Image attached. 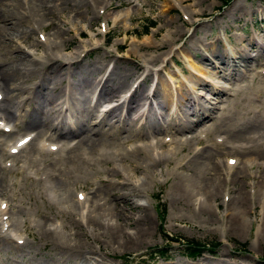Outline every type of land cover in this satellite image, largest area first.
<instances>
[{
    "label": "rangeland",
    "instance_id": "obj_1",
    "mask_svg": "<svg viewBox=\"0 0 264 264\" xmlns=\"http://www.w3.org/2000/svg\"><path fill=\"white\" fill-rule=\"evenodd\" d=\"M107 2H109V5L107 7H105L104 5L106 10L103 13V16L101 12L99 13V7H97L98 9L96 8L95 11H98L101 17L99 19L91 21L94 16L92 7L87 4L86 0H81V3L85 7H81L84 18H81L79 20L81 26H85L82 37L79 36L80 31H78V34L75 31V29L80 25H76L78 21L76 11L73 12L69 8L65 9V13L63 12L64 14L55 11L57 18L56 22L62 25V30L64 31L65 38L71 41L69 50L66 51V53L82 52L81 56L85 55L83 57L85 62L96 60H104L107 62L109 60L108 58L115 56L118 60L117 62L110 64L108 70L116 71L117 69V72L119 73L122 72L129 75L133 74L132 79L130 80L128 85L126 87H122L123 89L121 88L123 90L122 92H124L145 71V67L147 66V64L143 60L140 61L138 57L142 55V52L146 51V55H148L149 57L152 56L153 58L157 57L158 59L154 58L155 62L148 64L149 76L145 82L143 81L145 87H143V84L141 83L138 85H141V89H143V91H148L153 80L152 68H155L156 70H158L160 83L165 86L164 89L167 91V93H169L168 97L164 96L165 98H162V100H167L165 104L167 109L162 111V115L160 116L157 114H153V116L151 115L150 118L148 117L147 120L143 122H139L138 120L133 119V110H137L139 108V104H133V110L128 114L125 120H122V122L129 124V126L127 125L129 128L130 126H132L134 128V131L130 130V132H122L119 138L124 145H122L121 143H117L116 140V145L108 147L110 149L113 146H117L120 149L129 150L130 143H135L138 141H144L147 143L148 140L153 137L150 136V138L148 135L141 137L138 136L136 132L139 130V132L143 133L149 132V130L151 131V127L149 128V125L151 126L152 123L160 125V129L162 128V130L160 131L157 130L158 134L155 133V137L156 135H160L162 139L165 137H174V135L180 137L181 135L177 133L176 129H178V121L183 113L177 114L178 110L174 113V110L178 103V98L179 100H185L188 98V96L194 97L197 95L199 99L204 101V98L200 97H202V95L206 96V93H208L206 89L202 88L203 85L200 86L201 84L198 80L199 74H202L210 80L218 79L217 75H222L221 71H224V69H226L227 67L237 66V63L242 62L246 54H249V56L259 55L257 60H259V58L260 60L252 61L246 68L240 66L243 71L247 72L250 71L251 68L253 69L257 66H259L260 68L264 66V50L262 51V48H260L262 46L264 47V0H108ZM51 5L54 4L52 3ZM86 10L87 15L85 14ZM107 13L110 14V18L108 20L104 18L105 14ZM111 14H113L114 16L117 15V18L111 17L113 16ZM106 22H108V24ZM43 23L44 27L42 29L48 27L46 30L47 34H49L48 36L52 37L56 34L53 28V19H50L49 17L45 18ZM71 26L74 27V30L70 29ZM175 30L179 31L172 34L171 39L167 42L163 49H160L158 51L152 50L156 49L160 44H162L164 39ZM19 33L20 32L18 31H12L11 37L6 40L7 45L9 46L8 49L16 47V41L18 39L22 40V43H25V45L31 49L30 45L26 43L24 39H22ZM36 34H33V38L35 39L38 38V33L36 32ZM59 41H61V38L60 40L58 39L57 42L62 43ZM143 44L147 46L143 48V51L141 50L139 51L140 53L138 52L130 56V52L133 49L136 50L135 46ZM46 47L48 46L38 48L37 50L34 49L35 51L33 55H29L27 50V52H25L24 50H17L16 52L10 51L11 53L7 52L8 54L5 53V55L4 53L2 54L0 52L2 54V56L0 54V61L2 60V58L8 60L9 58L14 59L17 57L21 60L26 59L29 62L36 61L37 66L41 68L43 67V69L39 70L40 74H38L39 76L43 75L41 79L38 78L34 80V76L36 75L35 74L32 75L33 78L30 76L27 79L23 80V84L26 86L25 89L23 88V91L29 90V92H25L23 94L21 93V99H16V101L19 102L23 100V97H26V103H23L21 107L18 108V111L16 112L17 117L13 118V120L11 121V125L15 130L14 133L16 135L18 133L20 134L18 136L27 134L25 133L28 131L26 129L31 130L32 127H27L26 123L24 122L35 121V119L39 117L38 112L41 110L42 106L44 112H46L47 110L49 111L51 108H53L54 105H59L61 107L60 104L62 103V101L58 100V91L57 89H55L58 86L59 88H62V86H64V89L66 88L67 92L69 93L73 90L70 94L73 96L74 101H79L78 103L81 102L82 104L85 103L87 107L91 106L90 109L93 113L92 105H87V102L89 101L85 102V100H87V97L91 99V94L93 93V90H95L94 87H92L93 84L89 89L86 87L77 88L75 84H79L80 82V71H78L79 69L77 66L74 67L70 65V68L67 69V65H62L61 62L57 61L54 64L55 66H51L53 68L48 69L47 66H49L50 62L48 61V59L46 60L44 58V56L48 57L46 54H44V50L46 49ZM215 50H221L223 52L225 51L224 60L218 59L214 56ZM52 51L53 49H49V51L47 50L48 53ZM62 51L64 52L65 50L62 49ZM59 54H61V52ZM54 55H57V51L56 54L52 52V56ZM41 57L46 61H44ZM192 64H194V66H192ZM56 68L60 69L61 73L63 71L68 75L64 76L63 80L61 78L59 81H57V74L54 73L56 72ZM253 76L259 77L257 75ZM39 80H44V82ZM68 82H72L74 86L70 87V84ZM34 83H38V85L33 87ZM136 83L137 81L134 83V86ZM191 88H193L194 90H192ZM256 88L258 87L256 86ZM256 88H252L254 89V91L252 89L249 90L248 98L244 100H241L238 97L235 101L230 103L215 104L214 101V103L212 101V103L208 102V104L206 105H210L212 109L214 108V111L210 112L213 119H209L210 121L205 120V124L208 125L207 127H211V130L207 131V134H203L204 138H202L200 142L198 141V144L189 143L190 146L188 145V143L185 144V148L183 151L180 144L176 143H171V145H164L163 148L160 146L161 148L157 149V151L155 150L156 152H154L155 157L159 158L162 153L165 154L167 159H162L163 161L158 165L153 162V165L156 164L155 166H152V163L149 164L151 161L150 159V161L148 162H139V164H141L140 166H143L145 164L144 167H149L146 170L140 167H134L135 165H133L128 160L122 162V165L119 166V170L121 171L122 168V172L118 171V169L115 170L116 168H114L115 163L118 162L117 159H110L111 161H115V163L106 162L100 159L98 160L96 158L93 161H80L81 164L71 163V165L70 163L62 160L58 163L57 167H62L64 172H68V176L72 175L70 177L72 179L75 178L74 180H77L76 183L72 182L74 181L72 180L66 185L63 181L57 179L59 174L58 168H53V166L48 165L49 163L47 161L48 157L49 159L55 158L56 156H58V158L65 157L66 154H63L62 151H59L58 153L48 154V152L40 149L42 152H39V150L36 148H39V145L35 141L33 144L36 145L35 143H37V145L34 146L31 143L26 149L28 151L21 153L19 157L17 156L18 159L16 157H5L4 159L2 158V152H0V157L2 158H0V168H2V170L0 169V176H3L4 180L2 182L0 181V192L2 193L1 197L6 198V200L9 201V214L11 215L13 213V215L10 216L11 219H13H10L11 223L15 220L17 221V224L23 225H21L22 229L20 231L18 230L20 229V227H18L19 225H14L17 228L14 227V238L12 240H0V264H223L222 262H226L228 264H264V204L261 202V199L260 197H258V195H256L254 198L251 197L249 201L245 203L241 208L230 203V199L232 198L231 195L237 194V190L239 189H243L242 193L244 195L247 193L250 194L251 191H254L255 193V190L257 189L260 190V193L264 195V178L261 177L264 170V87L261 90H257ZM139 91L140 87L137 90L136 94ZM189 91H191V93ZM192 91H194L195 93ZM119 93L120 92H118L116 96H118ZM139 93L142 94L143 92ZM56 95L58 97L57 99L55 98L57 102L55 101L54 103L52 102L53 105L52 103L48 105V98L50 99V97H56ZM155 95L157 101H161L162 104V100L158 96V93H156ZM29 96H32L34 98V103L30 105L27 102V97ZM112 96L114 97V94L105 96V98H100L101 101L99 103L105 101L106 99L113 98ZM68 97L70 98V96ZM97 97H99V95ZM82 99L83 101H81ZM3 102L4 101L1 100L0 104H3ZM232 103H235L236 105H232ZM257 107L262 110L260 114H257L255 112V108ZM55 113L56 112L54 110V116L56 117L57 113ZM0 115H2L1 111ZM116 115L120 116V113H117ZM257 115L259 118H257ZM192 116L193 114L191 115V117ZM115 119L116 118L112 116L110 117V119H108V122L114 124L116 121ZM134 120L135 123H133ZM257 120L260 122H258ZM57 122L64 123L65 127L61 131H65L68 128L69 124H75V119L73 118V116H67V114L62 117H59L57 115ZM144 122L145 124H143ZM117 123L118 122H116V124ZM220 125L222 128L219 127ZM240 125H242V129ZM257 126L261 127V130L257 129V131ZM247 127L249 130L247 129ZM203 129L204 127H199L198 131H201V133H205ZM230 129L231 132L226 131ZM250 130H253V134ZM31 131H34V129L32 128ZM2 133L3 132L0 131V140L8 137V135H3L4 133ZM229 133H231L232 135ZM246 133L248 135H246ZM254 133L257 135V137ZM10 134V138L16 136L13 133ZM53 136L56 135L54 134ZM220 136L224 139V141H226L223 142V144H218L216 142V139H219ZM87 137L88 139L90 138L93 141L99 140L98 136L92 133L88 134ZM139 137H141V139ZM66 140L69 142V137ZM246 142L251 143L246 144ZM252 142L255 144L252 145ZM118 144L121 145L122 148L121 146H118ZM242 144H244V147ZM255 145H258V148ZM3 146L5 145H2L0 143V150L4 148ZM231 147H236V150L232 151L230 149ZM30 151L33 152L31 153ZM168 151L170 153H168ZM200 152H205V154L211 152L212 156L214 155V158L211 157L206 161L204 158L200 159L198 156V158L195 157L197 154H202ZM216 152L220 155H218ZM31 154H33L34 156ZM230 156L237 157V160L239 159V166H236L237 168L233 167L234 169L228 172L225 170V165L227 157ZM37 157H39V159ZM13 159L14 162L16 161L13 165L15 167H7L6 165L9 163L11 164V160ZM23 160L26 162L28 161L27 164L29 167L35 166V169H37V165H39L40 169H37V171L39 172L36 173L35 171H33V173L35 172L38 177L42 172H44L45 180L37 181L38 179H34L33 177L25 178V166L27 164L26 162L24 163ZM31 160L32 162H30ZM196 160H198V162ZM200 161H205L204 163L207 162L211 166H214V170L212 172L213 175H216H214V177L212 176V179L208 178L209 180L211 179V182L207 181L204 183V185L203 181L205 180V178H197L195 175V171L201 169V166L199 165H202V163ZM194 162H197V164H194ZM217 163H220V165L224 168L222 169L221 166L217 167ZM245 163H247V166ZM64 164L66 165V167ZM126 164L128 165V167ZM177 164L179 166L183 164L186 165V167L180 169ZM22 165L24 167L21 169L20 167ZM77 165L78 167H75ZM194 165L196 166L194 167ZM197 166L199 167V169ZM45 167L46 169L47 167H49L50 169L48 168L49 170L45 169V171H43ZM55 169L58 172H56ZM71 169L74 171H72ZM123 169H129L128 171L124 170L127 175L124 173ZM133 169H136L138 172L134 174ZM215 170L219 171H217L216 173ZM54 171L57 174L53 173ZM114 171H117L121 174L114 175ZM174 171L177 172V174ZM219 172H221V176ZM178 173H180V175ZM190 174H193L194 176V181L191 180V183L194 182L198 184V180L200 179V182L202 181L201 183L203 185V188H201V185H197L196 188V184L194 183L192 185H189L191 184L190 181H188L191 178V176H189ZM255 174L256 176H254ZM144 175L148 176L146 177L147 181L145 183L148 187L144 186L145 184H142L145 180ZM183 175L189 176L186 178L185 176L183 177L187 180L182 181L184 180L182 179ZM46 176H48V178ZM127 176L128 178L130 177L131 180H129L130 178H127L128 180L126 181L125 177ZM23 177L25 178L24 180ZM153 177L155 180L152 179ZM62 178L63 180H65L64 176ZM104 178H112L115 183L103 182ZM142 178L143 180H141ZM123 179H125V181ZM213 179L221 181L219 182V186H212V184H214ZM258 179L262 181L261 186H252V184L256 183ZM178 180L181 181L179 182ZM40 182L43 184L47 182V184L43 185ZM50 182L52 183V186L53 184H55L53 187L50 185L51 188L49 187ZM136 182L137 184L135 185ZM138 183L140 184L138 185ZM178 183L180 185L182 183L184 186H180ZM184 183H186L187 185ZM109 184L119 187H110L108 186ZM57 185L59 189L56 188ZM126 185L130 188H127ZM133 185H135V187ZM140 185L142 187H140ZM44 186L47 188H45ZM137 186L139 187V189ZM189 186H191V190ZM99 187L104 190H111V192L115 193L132 194L130 198L132 197L136 204L144 206L145 210L141 212L137 209H134L133 205H131L130 202H124L122 200H119L118 204H116V202L112 201L113 198H111L110 200L109 197V200L105 199L106 202H103L105 205L103 203L100 204V202L97 201V204L99 203V208H101V210L97 209V211L99 212H96L95 215V213L91 212L89 209L93 208V206H97L94 201L102 197L101 195L103 192L97 191ZM143 187H146V190ZM210 188L213 190L219 189V191L217 192V197L215 199L214 197H210ZM53 190L56 192H54L55 195H53ZM59 191L62 194L59 195ZM81 191H83L89 198L90 202H88V209L84 204L78 203L79 199L77 195ZM47 195L49 197L51 195V197H55L53 199L50 197L52 199L51 200ZM57 195L58 197H56ZM94 195H96L97 197H95ZM197 195H200L198 201L195 200ZM57 198H61L60 203L59 200L57 201ZM257 199L260 200L259 203ZM89 204H91L92 207ZM80 205L81 207L77 209V207ZM103 205L105 206V208ZM84 206L86 209H84ZM111 206H113V208ZM65 208L66 210H64ZM106 208H108L107 211L105 210ZM61 209H63L64 211H62ZM110 209H113L114 211H111ZM79 210H81L83 213H81V211L79 212ZM100 211H102V213ZM82 214L83 216H81ZM138 214H142L143 216L139 217ZM45 215L47 216V218L43 217ZM112 215L118 216V218L121 220H117V218L115 217L114 220L116 221V224L112 226L105 220L104 223L102 222L101 218H103L104 216L112 217ZM94 219L97 221H95ZM78 220L81 222H79ZM85 220H87V225L85 223ZM51 222L53 223L51 224ZM54 223L55 225H53ZM60 223H62L63 225L61 224L60 226ZM118 224L121 225L117 226ZM42 225L44 227H42ZM45 227L48 228L45 230ZM51 228H53L52 230L56 228L58 234L64 232V235L62 233L55 236ZM24 231L26 232L24 233ZM138 231L139 233H141V235H139V238L137 239L138 236L136 235ZM60 235L61 237H63V240L61 239ZM58 236L60 238H58ZM168 236L170 238H179L180 241L169 242ZM18 240H21L22 242L24 241L22 243L23 245L20 244ZM61 240L64 241V244L63 242L60 243ZM192 240L201 242L206 246V248L202 252H200L198 256L196 255L193 257H189L187 254V252L190 251L188 243H190ZM215 243H218V245H214ZM19 244L22 246H20ZM75 244H78L80 246H78V249L80 250L79 253H81H78L79 255L77 253H72L71 251L73 247L70 246ZM66 247L68 250L66 249ZM162 248H166L167 251L163 252L161 250ZM67 253L69 254V256ZM71 254L74 256H70ZM50 256H53V258L55 259L52 260ZM67 258H69L68 261Z\"/></svg>",
    "mask_w": 264,
    "mask_h": 264
},
{
    "label": "bare ground",
    "instance_id": "obj_2",
    "mask_svg": "<svg viewBox=\"0 0 264 264\" xmlns=\"http://www.w3.org/2000/svg\"><path fill=\"white\" fill-rule=\"evenodd\" d=\"M87 1V4H89L90 5V7H92V11H93V13H94V16H93V18L91 19V21H93V20H96V19H99L100 17H99V13H98V11L96 12L95 10H96V8L97 7H99L100 9H103V11L104 10H106L105 9V7H107L108 5H109V2H107L108 0H86ZM110 1V0H109ZM145 1V0H144ZM85 2V1H84ZM147 2V1H146ZM54 4V5H51V4ZM106 3V4H105ZM86 4V3H85ZM84 4V5H85ZM86 4V5H87ZM111 4V3H110ZM104 5H105V7H104ZM81 7H84L83 6V4L81 3V0H0V52L3 54L4 53V55H5V53H7V52H16L17 50L19 51V50H23L22 48H23V46H22V44L23 43H19L18 42V46H16V47H14V48H11V49H8V45H7V39H9L10 37H11V33H12V31L13 32H15V31H18V32H20L19 34H20V36L22 37V39H24V41L26 42V43H28L29 45H30V47H32V48H35L36 50L38 49V48H41V47H45V46H48V47H46V49L44 50V54H46L48 57H45L44 56V58L47 60L48 59V61L50 62V64H49V66H47V68L49 69V68H53V67H51V66H55L54 64H55V62H61L62 63V65H67V69H69L70 68V65H72V66H74V67H78V71H80L79 72V74H80V79H79V84L78 83H76L75 85L77 86V88H83V87H86V88H90V86H92V84H93V86L92 87H94V89L95 90H93V93L91 94V99L90 98H88L87 97V100H85V102L86 101H89V102H87L88 104L87 105H92V96H93V100L96 98V96L97 95H99V97L97 98L98 100L97 101H101L100 100V98H105V96H108V95H113L114 94V97L116 96V94L118 93V92H120L119 94H118V96H119V98H120V100H124V105H121V106H119L118 107V109L116 110V111H114V113L112 114L113 115V117H115L116 119V121H115V123L114 124H111V123H109V122H107V123H105V125L104 126H102V127H98V128H96V127H94L96 124H94L95 123V121H94V112L92 113V111H91V109H90V107H87L86 105H85V103H78L79 101H74V99H73V96L69 93V92H67V89L65 88L64 89V86H62V88H59V86L58 87H56L55 89H57V91H58V97H59V99L58 100H61L62 101V103L60 104L61 105V107L59 106V105H57V106H53V108H51L49 111L47 110L46 112H44L43 111V106H42V108H41V110L38 112L39 114V117L38 118H36L37 119V121H36V119H35V121H33V122H24V123H26V125H27V127H32L33 129H34V131H37V136L35 137V140H32V144L36 141V140H41V138H46V141H44V145L46 144V143H48V142H50L51 141V144L50 145H53V144H58L57 143V141L58 142H62L63 143V147L61 148V149H59L58 151H56V152H48V154L49 153H58L59 151H62V153L64 154H66L65 155V157H63V158H58V156H56L55 158H52V159H49V157L47 158V161H48V165H51V166H53V168H56L57 167V165H58V163L60 162V161H66V162H68V163H70V165H71V163L72 164H77V163H79V164H81V162L80 161H83V162H89V161H93L94 159H100V160H104V161H106V162H114L115 163V161H111L110 159H117L118 160V162H116L115 163V165H114V168H116L115 170H117L118 169V171H120L119 169H120V167L119 166H121L122 164V162H125V161H130L133 165H135L134 167H136V168H143L144 170H146V169H148L149 167H144V165L143 166H140L141 164H139V162H141V161H150V163L149 164H151L152 163V166H155L156 164L158 165L160 162H162L163 160L162 159H167V157L165 156V154H162L161 153V155H160V157L159 158H157V157H155V155H154V152H156L157 151V149H160L161 147L163 148L164 147V145H168L169 143H170V145H171V143H176V144H180V146H181V149H182V151L184 150V146H185V144H187V142H188V145L190 146V144L192 143H197L198 141L200 142V136L198 135V134H200L201 133V131L199 132V133H197V130H198V128L200 127H204V131L205 132H207V131H209V130H211V127L209 128V127H207L208 125L207 124H205V120H209V119H211L212 118V114L210 113V112H212V111H214V108L212 109L211 108V106L210 105H206V104H203L202 105V109H201V111L200 112H196L195 111V108L193 107V105H192V101H193V98L191 99V97L190 98H187V99H185V100H179V98H178V103H177V105H176V108H175V110H174V113L177 111V114H181V113H183L184 115H185V113H187V114H191L190 112L191 111H193V116H192V118H194L195 116H198V119H196L198 122H197V124H184V128H183V131H184V133L183 132H181L180 131V129H176L177 130V132L179 133V135H186V134H188V136L186 137V139H185V142H184V140L181 138H179V139H173V141L172 142H165V141H163V140H158L156 143H152L151 142V140H152V138L151 137H153L154 138V136H155V133H157L158 134V132H157V130H162V128L160 129V125H157V124H155V123H152V125L150 126L149 125V128L151 127V131L149 130V132H139V131H135L136 132V134L138 135V136H141V137H144L145 135H148L151 139H149L148 140V142L146 143V142H144L143 144H140V145H134L131 149H129V150H125V149H120L119 147H117V146H113V147H111V149L110 148H108V147H110V146H112V145H116L115 143H116V140H117V143H121L122 144V142H121V140H120V138H119V136H120V134L122 133V132H124V131H129L130 132V130H133L134 131V128L132 127V126H130V128L128 127L129 126V124H126V123H123L122 122V120H125L126 119V117L128 116V114L133 110V104H139L138 105V109L135 111V114L137 115V116H139V114L140 113H142V115H141V117H139L137 120L139 121V122H143V121H145V120H147V118L149 117H151V115L153 116V114H157V115H162V111L163 110H165V109H167V107L165 106V104H166V101L167 100H162V98H165V97H168V95H169V93H167V91L164 89V87L165 86H163V84L162 83H159L158 85H159V88H158V86H157V90L155 91V93L154 94H156V93H158V96L161 98V100H162V104H161V101H157V98H156V95H154L153 97L152 96H150V93L148 92V91H143V89H141V85H138V86H136V88H135V90H134V92H133V95L131 96V99H130V101H128V96H127V93L126 94H124V92H122L123 90V88L122 87H126L127 85H128V83L130 82V80L132 79V76H133V74H126V73H119V72H117V69H116V71L115 70H111V71H109L108 69V67L110 66V64H112V63H114V62H117V60L118 59H116V57L115 56H113V57H111V58H108L109 60L106 62V61H100V60H96V61H84V59H81L80 60V56L82 55L81 53H77V52H75V53H73V52H67L66 53V51H68L69 50V47H70V43H71V41L69 40V39H66L65 38V36H64V31L62 30V25L61 24H59V23H57L56 22V14H55V11L56 12H60V13H63L64 11H65V9H67V8H69L70 10H72L73 12L74 11H76V16L78 17H76L77 18V23H76V25H79L80 24V19L81 18H84L83 17V12L81 11ZM104 7V8H103ZM85 8V7H84ZM98 9V8H97ZM88 10V9H87ZM87 10H86V15H87ZM100 12V11H99ZM65 13V12H64ZM63 13V14H64ZM104 13V12H103ZM85 15V16H86ZM111 15H113V14H111ZM102 16H103V14H102ZM110 14L109 13H107V14H105V19L106 20H108L110 17ZM50 18V19H53V28H54V30H55V35H53L52 37L51 36H46L44 33H42V32H40L41 34H43V35H41L42 37L44 36V38H42L41 37V39H38V38H33V34H36V32L35 31H37L38 32V29L40 28H43L44 27V23H43V21L45 20V18ZM111 17H116L117 18V15H113V16H111ZM63 21V20H62ZM82 21V20H81ZM66 22V21H65ZM118 27V26H117ZM47 28L48 27H46V28H44L45 30H47ZM51 28V27H50ZM80 28V29H79ZM70 29L72 30H74V27L73 26H71L70 27ZM85 29V26L84 25H82L81 26V24L79 25V27H77L76 29H75V31L77 32V34H78V31H80L79 32V35L80 36H82V34H83V30ZM53 30V29H52ZM68 30V29H67ZM179 30H175L174 32H172V33H170L169 34V36L168 37H166L165 39H164V41L162 42V44H160L156 49H152V50H160V49H163L164 47H165V45L167 44V42L171 39V36H172V34H174V33H177ZM37 35V34H36ZM49 35V34H48ZM40 37V36H39ZM60 38H61V41H59V42H62V43H58L57 42V40L59 39L60 40ZM174 39V38H173ZM251 41V40H250ZM171 42V41H170ZM172 43V42H171ZM93 44H95V43H93ZM92 44V45H93ZM169 45H170V43H169ZM145 46L146 45H137V46H135V48H136V50L135 49H133L131 52H130V56H132L133 54H135V53H138L139 51H143V48H145ZM119 47V46H118ZM147 47V46H146ZM171 47V46H170ZM31 48V49H32ZM260 48H262V51L264 50V47L262 46V47H260ZM49 49H53V51L52 52H54L55 54H56V51H57V55L55 56H52V52H50V53H48L47 52V50L49 51ZM62 49L63 50H65L64 52L62 51ZM145 50V49H144ZM58 51H59V53L61 52V54H59L58 53ZM249 51V50H248ZM10 52V53H11ZM27 52V51H26ZM0 53V54H1ZM140 53V52H139ZM146 53V51L145 52H142V55H140L139 57H138V59L141 61V60H143L146 64H147V66L145 67L146 68V70H148V64H151V63H153V62H155V59H158L157 57L154 59L152 56H148V55H146L145 54ZM237 53H238V51H237ZM2 54H1V56H2ZM8 54V53H7ZM214 56L216 57V58H218V59H222V60H224V58H225V51L223 52V51H218V50H215V52H214ZM43 57V56H42ZM41 57V58H42ZM259 56H255V57H253V56H249V54H246L245 55V57L243 58V60H242V62H240V63H237L238 65L237 66H231V67H227L226 69H224V71H221V73H222V75H221V79H223V80H225V81H231V78L233 77V78H235L234 76L236 75L239 79L241 78V77H243V73L245 72V71H243V69H241V67L240 66H242L243 68H246L247 66H249V64L252 62V61H256L257 60V58H258ZM44 58H42L44 61H46ZM63 59V60H62ZM34 60H35V58H34ZM259 60H260V58H259ZM258 60V61H259ZM157 61V60H156ZM200 61V60H199ZM35 62V63H34ZM31 61V62H29V61H27L26 59L25 60H21V59H19V58H14V59H12V58H9L8 60H6V59H4V58H2V60L0 61V93H4V98H3V104H0V111L2 112V117H0L2 120H3V122H1L2 124H8V122H11L12 120H13V118H16L17 117V114H16V112L18 111V108H20L21 107V105L24 103H26V97H23V100L22 101H19V102H17L16 101V99L18 98V99H21L20 98V95H21V93L23 94V93H28L29 92V90L28 91H23V88L25 89V85L23 84V80H25V79H27L28 77H32V75H35L34 76V80L35 79H38V78H42L43 77V75L42 76H39L38 74H40L39 72V70H41V69H43V67L41 68V67H39V66H37V63H36V61ZM39 62V61H38ZM49 62H47V63H49ZM106 62V63H105ZM39 64V63H38ZM240 64V65H239ZM46 65V64H45ZM114 65V64H113ZM116 65V64H115ZM120 65V64H119ZM252 65V64H251ZM192 66H194V64H192ZM115 68V67H114ZM252 69V68H251ZM258 69H259V67H258ZM48 71V70H47ZM56 72H54V73H56L57 75V77H58V79H57V81H59L61 78H62V80H63V78H64V76H66V75H68V74H65L63 71H62V73H61V70L60 69H57L56 68V70H55ZM72 71H74V70H72ZM45 72V71H44ZM134 72V71H133ZM148 72V71H147ZM46 73V72H45ZM156 73H158V72H156ZM252 73V72H251ZM43 74V73H42ZM51 74H52V72H51ZM74 75V74H73ZM47 76V75H46ZM33 78V77H32ZM31 78V79H32ZM56 78V77H55ZM254 78H256L255 76H253V77H251V80H248L247 81V84H246V86H245V88H250V87H252V86H254L255 84H256V86L258 87V88H256V86H254L257 90H261L263 87H264V77H261L258 81H254ZM44 79H46V78H44ZM69 79V78H68ZM243 79H245V78H242V81H244ZM50 80V79H49ZM48 80V81H49ZM39 81H42V82H44V80H39ZM160 82V81H159ZM54 83V82H53ZM69 84H70V87L71 86H74V84L72 83V82H68ZM228 83H230V82H227V85H225L226 87H230V85L228 84ZM26 84H27V82H26ZM126 84V85H125ZM38 85V83H34V86L33 87H35V86H37ZM52 85V84H51ZM61 86V85H60ZM69 86V85H68ZM79 86V87H78ZM33 87H32V89H33ZM54 87V86H53ZM67 87V86H66ZM139 87H140V91L139 92H143L142 94L141 93H137L136 94V92H137V90L139 89ZM221 87H222V85H221V82L219 81V80H216V89H214V90H211L212 91V94L215 96V99L217 98V99H219V101L218 100H214V102H215V104L216 103H222L223 102V100L222 101H220V98H219V96L222 94V89H221ZM69 88V87H68ZM76 88V87H75ZM122 88V89H121ZM134 88V85L132 86V88L130 89V91L132 90ZM244 88V89H245ZM28 89V88H27ZM71 89H73V88H71ZM243 89V90H244ZM255 89V90H256ZM264 89V88H263ZM251 90V89H250ZM253 91H254V89H252ZM57 91H55V92H57ZM264 91V90H263ZM89 92H91V91H89ZM122 92V93H121ZM85 95H88V94H85ZM188 95V94H187ZM234 95H237V93H235V92H233V96ZM68 96H70V98L68 97ZM165 96V97H164ZM182 96V95H181ZM230 96H232V94L230 93ZM57 97V95H56V97H50V99L48 98V105H50L52 102L54 103L55 101L57 102V100H55V98L57 99L58 98ZM84 97V96H83ZM113 97V96H112ZM260 97V96H259ZM75 98V97H74ZM80 98V97H79ZM257 98V97H256ZM27 99H28V103H29V105L30 104H33L34 103V98L32 97V96H29V97H27ZM77 99H78V97H77ZM90 99V100H89ZM207 99V102H209V103H212L211 101H210V99H208V98H206ZM261 99V98H260ZM76 100V99H75ZM131 100H132V102H131ZM143 100V101H142ZM81 101H83V99L81 100ZM142 101V102H141ZM217 101V102H216ZM246 101V100H245ZM135 102V103H134ZM141 102V103H140ZM213 102V103H214ZM264 102V101H263ZM2 103V102H1ZM36 103V102H35ZM53 103H52V105H53ZM59 103H60V101H59ZM72 103V104H71ZM78 103V104H77ZM58 104V103H57ZM215 104H213V105H215ZM235 104V103H234ZM233 103H232V105H234ZM264 104V103H263ZM236 105V104H235ZM38 106V105H37ZM59 106V107H58ZM137 106V105H136ZM217 106V105H216ZM122 107H123V112L124 111H126V115L123 117V116H121V114H120V116H117L116 114L118 113V111L120 110V109H122ZM259 107H257V108H255V112L256 113H259V112H261L262 110L261 109H259V110H256V109H258ZM12 109V110H11ZM54 110H55V112L57 113H55L56 114V117L54 116ZM65 110H67V111H65ZM169 110V109H168ZM210 110V111H209ZM171 111V110H170ZM254 111V110H253ZM122 112V113H123ZM194 112H196L197 114L195 115V113ZM172 113V112H171ZM216 113V112H215ZM65 114H67V116H73V118L75 119V124H69V126H68V128L65 130V131H61V130H63L64 129V127H65V125H64V123H62V122H57V115L59 116V117H62V116H64ZM163 114H164V112H163ZM173 114V113H172ZM189 115H187L186 117L189 119ZM254 115V114H253ZM177 116V115H176ZM176 116H175V118H176ZM179 117V116H178ZM226 117V116H225ZM224 117V118H225ZM262 117H263V114H262ZM261 117V118H262ZM155 118V117H154ZM173 118V117H172ZM223 118V119H224ZM257 118H259L258 117V115H257ZM164 119V118H163ZM180 119V118H179ZM213 119V118H212ZM216 119V118H215ZM254 119V118H253ZM60 120V119H59ZM136 120V119H135ZM135 120H134V122L133 123H135ZM172 120V119H171ZM170 120V121H171ZM175 120H177V119H175ZM256 120V119H255ZM210 121V120H209ZM214 121V120H213ZM258 121V120H257ZM116 122H118L117 124H116ZM179 122V121H178ZM258 122H260V121H258ZM138 123V122H137ZM255 123V122H254ZM262 123V122H261ZM92 124H93V126H92ZM143 124H145V122L143 123ZM101 125H103V123H101ZM128 125V126H127ZM263 125V124H262ZM169 126H170V124H169ZM237 126H238V124H237ZM242 125H240V127H241ZM256 126V125H255ZM148 127V126H147ZM219 127H221V125L219 126ZM224 127V126H223ZM251 127H252V124H251ZM254 127V126H253ZM258 127V126H257ZM264 127V126H263ZM262 127V128H263ZM32 128H31V130H32ZM178 128V127H177ZM222 128V127H221ZM237 128V127H236ZM235 128V129H236ZM250 128V127H249ZM255 128V127H254ZM26 129V128H25ZM138 129V128H137ZM164 129V128H163ZM174 129V128H173ZM219 129V128H218ZM227 129V128H226ZM232 129V128H231ZM231 129L230 130H226V131H228V132H231ZM241 129H242V127H241ZM247 129H248V127H247ZM257 129H260L261 130V127H258V128H256V130ZM264 129V128H263ZM262 129V130H263ZM1 130V129H0ZM26 130H30V129H26ZM144 130V129H143ZM165 130V129H164ZM201 130V129H200ZM225 130V129H224ZM234 130V129H233ZM232 130V131H233ZM246 130V129H245ZM249 130V129H248ZM255 130V129H254ZM3 131V130H2ZM132 131V132H133ZM147 131V130H146ZM204 131H202V132H204ZM221 131V130H220ZM251 131V130H250ZM249 131V132H250ZM253 131V130H252ZM251 131V132H252ZM258 131V130H257ZM54 132V133H53ZM211 132V131H210ZM244 132V131H243ZM246 132V131H245ZM23 133V132H22ZM94 134V135H97L98 136V138H99V140H97V141H93V140H91L90 138L88 139V137H87V135L88 134ZM127 133V132H126ZM163 133V132H162ZM181 133H183V134H181ZM233 133V132H232ZM240 133H242V132H240ZM256 133V132H255ZM254 133V134H255ZM263 133V132H262ZM3 134V133H2ZM13 134H15V133H13ZM56 135V136H53V135ZM136 134H134V135H136ZM150 134V135H149ZM161 134V133H160ZM229 134H231V133H229ZM234 134V133H233ZM252 134H253V132H252ZM251 134V135H252ZM258 134V133H257ZM260 134H261V132H260ZM3 135H5V134H3ZM6 135H8V137L7 138H5V139H3V140H0V143L2 144V145H5V146H7V144H8V139L10 138L9 136L11 135L10 133L9 134H6ZM16 135V134H15ZM20 135V134H19ZM232 135V134H231ZM240 135V134H239ZM244 135V134H243ZM246 135H248L247 133H246ZM256 135V134H255ZM254 135V136H255ZM157 137H158V135H156ZM160 136V135H159ZM177 136V135H176ZM206 136V135H205ZM234 136V135H233ZM235 136H236V134H235ZM263 136V135H262ZM69 137V142L66 140L67 138ZM141 137H139L140 139H141ZM148 137V138H149ZM256 137H257V135H256ZM2 138V137H1ZM75 138H77V139H75ZM119 138V139H118ZM147 138V139H148ZM156 138V137H155ZM208 138V137H207ZM236 138H237V136H236ZM260 138V137H259ZM262 138V137H261ZM138 139V138H137ZM247 139V138H246ZM253 139V138H252ZM255 139V138H254ZM257 139V138H256ZM262 140V139H261ZM264 140V139H263ZM71 141H74V143H73V145L72 146H69V143L71 142ZM137 141V140H136ZM250 141V140H249ZM259 141H260V139H259ZM224 142H226V141H224ZM240 142H241V138H240ZM247 142H248V140H247ZM246 142V144H250V143H247ZM255 142V141H254ZM31 143H29V144H31ZM190 143V144H189ZM253 143V142H252ZM36 145H37V143H35ZM198 144V143H197ZM255 143H253L252 145H254ZM262 144V143H261ZM34 145V144H33ZM36 145H34V146H36ZM122 145H124V144H122ZM169 145V146H170ZM243 145V147H244V144H242ZM242 145H241V147H242ZM5 146H3L4 148L3 149H1L0 150V152H2L1 154H2V158H4L5 159V157H10V156H12L10 153H8V151H7V149L5 148ZM118 146H121V145H119L118 144ZM161 146V147H160ZM250 146V145H249ZM248 146V147H249ZM256 147L258 146V145H255ZM263 146V145H262ZM29 147V145L27 146V148ZM33 147V146H32ZM179 147V146H178ZM246 147V146H245ZM256 147H254V148H256ZM26 148V149H27ZM38 150H39V152L41 151L40 150V148H38V147H36ZM121 148H122V146H121ZM251 148H253V147H251ZM258 148V147H257ZM26 149H24V151H22L21 153H23V152H25V151H28V150H26ZM232 151H234V150H236V147H231L230 148ZM243 149V148H242ZM30 150V149H29ZM37 150V151H38ZM156 150V151H155ZM204 150V149H203ZM260 150V149H259ZM34 151V150H33ZM32 151V152H33ZM35 151H36V149H35ZM249 151V150H248ZM31 152V151H30ZM31 152V153H32ZM38 152V153H39ZM42 152V151H41ZM45 152H47V151H45ZM207 152V151H206ZM259 152V151H258ZM20 153V154H21ZM37 153V154H38ZM168 153H170L169 151H168ZM200 153H202V152H200ZM204 153V154H203ZM202 154H197L195 157H199L200 159L202 158H204L206 161H207V159H209V158H211V157H213L212 156V153L211 152H208L207 154H205V152H203ZM217 153V152H216ZM215 153V154H216ZM260 153V152H259ZM20 154H18L17 156L19 157V155ZM34 154V153H33ZM33 154H31V155H33ZM176 154V153H175ZM209 154V155H208ZM214 154V153H213ZM218 154V153H217ZM216 154V155H217ZM26 155H27V153H26ZM28 155H30V154H28ZM59 155V154H58ZM60 155H62V154H60ZM167 155V154H166ZM206 155V156H205ZM218 155H220V154H218ZM17 156H14V157H16L17 158ZM22 156V155H21ZM34 156V155H33ZM47 156V155H46ZM64 156V155H63ZM193 156V155H192ZM261 156V155H260ZM13 157V158H14ZM23 157V156H22ZM28 157H31V156H28ZM27 157V158H28ZM52 157V156H51ZM61 157V156H60ZM197 157V158H198ZM1 158V157H0ZM1 158V159H2ZM24 158V157H23ZM38 159H39V157H37ZM214 158V157H213ZM237 158V157H236ZM251 158V157H250ZM253 158V157H252ZM18 159V158H17ZM20 159V158H19ZM22 159V158H21ZM30 159V158H29ZM32 159V158H31ZM36 159V158H35ZM37 159V160H38ZM150 159V160H149ZM196 159V158H195ZM231 158L230 157H228L227 158V160H226V162H227V165H225V170L226 171H228V172H230V170H232V166L231 165H229V160H230ZM254 159V158H253ZM252 159V160H253ZM14 160V159H13ZM25 160V159H24ZM23 160V162L25 163L26 161H24ZM33 160V159H32ZM32 160L30 161V162H32ZM52 160V161H51ZM97 160V161H98ZM110 160V161H109ZM169 160V159H168ZM251 160V161H252ZM39 161H41V160H39ZM167 161V160H166ZM182 161H184V160H182ZM190 161V160H189ZM192 161H195V160H192ZM197 162H198V160H196ZM249 161V160H248ZM1 162V161H0ZM16 162V161H15ZM28 162V161H27ZM27 162H26V164H27ZM30 162H29V164H30ZM99 162V161H98ZM97 162V163H98ZM153 162L154 163H156L155 165H153ZM188 162V161H187ZM197 162H194V164H197ZM201 162V161H200ZM205 161H203V162H201L202 163V165H199V166H201V169L200 170H198L199 169V167H198V171H195V175H196V177L198 178H205V180L203 181V185H204V183L205 182H207V181H209V182H211L210 180L212 179V176L214 177V175H213V170H214V166H211L210 164H208L207 162L206 163H204ZM241 162H243V161H241ZM246 162V161H245ZM22 163V162H21ZM45 163V162H44ZM93 163V162H92ZM102 163V162H101ZM146 163V162H145ZM183 163V162H182ZM189 163H191V162H189ZM252 163V162H251ZM255 163V162H254ZM253 163V164H254ZM1 164V163H0ZM23 164V163H22ZM35 164V163H34ZM36 164H39V163H36ZM42 164V163H41ZM87 164V163H86ZM181 164V163H180ZM185 164V163H184ZM187 164V163H186ZM193 164V163H192ZM243 164V163H242ZM246 164V166H247V163H245ZM248 164H249V162H248ZM262 164V163H261ZM260 164V165H261ZM18 165V164H17ZM25 165V164H24ZM47 165V166H48ZM65 165V164H64ZM94 165V164H93ZM127 165V164H126ZM178 165V164H177ZM1 166H3V165H1ZM7 166V165H6ZM26 166H28V164L26 165ZM38 167H37V169L39 170L40 169V166L39 165H37ZM63 166V165H62ZM84 166V165H83ZM148 166H150V165H148ZM179 166V165H178ZM177 166V167H178ZM196 165H194V167H195ZM221 165H220V163H217V167H220ZM239 166V165H238ZM237 166V167H238ZM251 166V165H250ZM13 167H15V166H13ZM24 166L22 165L20 168L22 169ZM35 167V166H34ZM34 167H26L25 169H26V175H24L25 176V178H32V177H36V175L34 174V176L31 174V172L32 171H35L36 173L37 172H39V171H37V169H35ZM43 167V166H42ZM65 167H66V165H65ZM75 167H78V165L77 166H75ZM75 167H72V168H75ZM127 167H128V165H127ZM157 167V166H156ZM160 167V166H159ZM176 167V166H175ZM186 167V165H180L179 166V168L180 169H183V168H185ZM188 167V166H187ZM216 167V166H215ZM222 167V166H221ZM236 167V166H235ZM236 167V168H237ZM33 168V169H32ZM49 167H47V169H48ZM52 168V169H53ZM58 168V167H57ZM174 168V167H173ZM224 167H222V169H223ZM245 168V167H244ZM243 168V169H244ZM249 168V167H248ZM1 170H2V168H0ZM10 169V168H9ZM18 169V168H17ZM45 169H46V167L43 169V171H45ZM46 169V170H47ZM50 169V168H49ZM48 169V170H49ZM127 169V168H126ZM126 169H123V171L124 170H126ZM129 169H130V167H129ZM128 169V170H129ZM179 169V170H180ZM234 169V168H233ZM13 170V169H12ZM11 170V171H12ZM66 170V169H65ZM72 170V169H71ZM70 170V171H71ZM128 170H126V171H128ZM132 170V169H131ZM134 171V174H136L138 171L136 170V169H133ZM195 170V169H194ZM220 170V169H219ZM219 170H215L216 171V173H217V171H219ZM236 170V169H235ZM246 170V169H245ZM18 171H20V170H18ZM55 171H56V169H55ZM55 171L53 172V173H55ZM58 171H59V174H58V177H57V179H59V180H61V181H63L64 182V184H68V183H70L72 180H74L75 178H71L70 176H72V175H70V176H68V172H64V170L62 169V167H59L58 168ZM58 171H56V172H58ZM69 171V170H68ZM72 171H74V170H72ZM142 171V170H141ZM221 171V170H220ZM7 172V171H6ZM10 172V171H9ZM50 172V171H49ZM111 172V171H110ZM120 172H122V168H121V171ZM147 172V171H146ZM175 172V171H174ZM188 172V171H187ZM262 172V171H261ZM33 173V172H32ZM44 172H42L41 174H43ZM52 173V174H53ZM72 173V172H71ZM124 173H125V171H124ZM143 173V172H142ZM176 174H177V172H175ZM192 173V172H191ZM220 173V176H221V172H219ZM40 174V175H41ZM47 174V173H46ZM55 174H57V173H55ZM108 174V173H107ZM113 174V173H112ZM115 174H121V173H119V172H115L114 171V175ZM126 175H127V173H125ZM124 174V175H125ZM130 174V173H129ZM179 175H180V173H178ZM231 174V173H230ZM44 175H45V173H44ZM110 175V174H109ZM131 175V174H130ZM148 175H149V173H148ZM228 175V174H227ZM251 175H252V173H251ZM50 176H51V174H50ZM64 176V179L65 180H63V177ZM136 176V175H135ZM145 176V180L143 181V183L142 184H145L146 183V181H147V178L146 177H148L147 175H144ZM151 176H152V174H151ZM185 176V178L186 177H189V176H191V178L188 180V181H190V183H191V180H193L194 181V176H193V174L191 175H189V176H186V175H183L182 176V179H184L183 177ZM210 176V177H209ZM216 176V175H215ZM220 176H219V178H220ZM254 176H256V174L254 175ZM47 178H48V176H46ZM52 177H54V176H52ZM133 177V176H132ZM237 177V176H236ZM261 177H263L264 178V170H263V172H262V175H261ZM24 177H23V180L25 179ZM113 178V177H112ZM106 179V178H104L103 179V182H106V183H113L114 182V180L113 179ZM126 178V181L130 178H128V176L127 177H125ZM128 178V179H127ZM144 178V177H143ZM143 178L141 179V180H143ZM150 178V177H149ZM197 178H196V180H197ZM208 178H211L210 180L208 179ZM218 178V177H217ZM218 178V179H219ZM36 179H38L37 181H39V180H45V178L42 176L40 179L39 178H37L36 177ZM114 179H115V177H114ZM152 179H154V177L152 178ZM175 179V178H174ZM216 179V178H215ZM30 180V179H29ZM47 180V179H46ZM68 180V181H67ZM124 181H125V179H123ZM129 180H131V178L129 179ZM155 180V179H154ZM176 180V179H175ZM185 180H187V179H184V180H182V181H185ZM195 180V181H196ZM226 180V179H225ZM257 180V179H256ZM0 181L2 182V181H4L3 180V176H0ZM33 181V180H32ZM36 181V182H37ZM179 181V180H178ZM181 181V180H180ZM179 181V182H180ZM199 181V182H198ZM197 182H198V184H196V183H194V182H192L191 184H189V185H192L193 183L194 184H196V188H197V185H201L202 187L201 188H203V185H202V181L200 182V179L198 180ZM213 181H214V184H212V186H214V185H217V186H219V182H221V181H219V180H214L213 179ZM227 181V180H226ZM233 181V180H232ZM264 181V180H263ZM49 182V181H48ZM54 182V181H53ZM62 182V183H63ZM72 182H74V183H76L77 182V180H74V181H72ZM139 182V181H138ZM39 183V182H38ZM41 183V182H40ZM61 183V184H62ZM115 183V182H114ZM122 183H124V182H122ZM148 183V182H147ZM153 183V182H152ZM213 183V182H212ZM235 183H236V181H235ZM238 183H239V181H238ZM264 183V182H263ZM36 184V183H35ZM41 184H43V183H41ZM44 184H47V182H45ZM43 184V185H44ZM52 183L50 182V184H49V187H50V185H51ZM132 184V183H131ZM134 184V183H133ZM137 184V182L135 183V185ZM140 183H138V185H139ZM179 184V183H178ZM184 184H186V183H184ZM261 184H262V181L260 180V179H258V181H256V183H254V184H252V186H256V187H259V186H261ZM42 185V186H43ZM55 184H53V186H54ZM73 185H75V184H73ZM80 185V184H79ZM119 185V184H118ZM124 185V184H123ZM135 185H133L134 187H135ZM175 185V184H174ZM180 185V184H179ZM181 185H183L182 183H181ZM180 185V186H181ZM187 185V184H186ZM234 185V184H233ZM46 186H48V185H46ZM52 186V185H51ZM52 186V187H53ZM108 186H115V185H111V184H109ZM127 186V185H126ZM144 186H146V184L144 185ZM184 186V185H183ZM45 187V186H44ZM61 187H63V186H61ZM115 187H119V186H115ZM129 186H127V188H128ZM138 187V186H137ZM140 187H142L141 185H140ZM146 187H148V186H146ZM146 187L144 188L145 190H146ZM178 187V186H177ZM191 186H189V188H190ZM195 187V186H194ZM43 188V187H42ZM45 188H47V187H45ZM51 188V187H50ZM56 188H58V185H57V187ZM65 188V187H64ZM64 188H62V189H64ZM126 188V187H125ZM130 188V187H129ZM213 188V187H212ZM218 188V187H217ZM262 188V187H261ZM8 189V188H7ZM53 189V188H52ZM59 189V188H58ZM138 189H139V187H138ZM142 189V188H141ZM140 189V190H141ZM214 189V188H213ZM213 189H211L210 188V190H209V194H210V197H214V199L217 197V192L219 191V189L218 190H213ZM238 189V188H237ZM254 189V188H253ZM6 190V189H5ZM47 190V189H46ZM51 190V189H50ZM50 190H49V192H50ZM190 190H191V188H190ZM242 190L243 189H239V190H237L238 192H237V194H232L231 195V199H230V203L231 204H234V206H237V207H243V205L245 204V203H247L248 201H249V199L251 198V197H255L256 195H258V197H260V199H261V202L264 204V195L263 194H261L260 193V190H255V193H254V191L252 192L251 191V193L250 194H243L242 193ZM52 191V190H51ZM62 191V190H61ZM96 191V190H95ZM97 191L98 192H100V191H102L103 193H102V197L101 198H98V199H96L94 202L96 203V205L97 206H93V208H91V209H89L91 212H94L95 213V215H96V212H99V211H97V209H100L101 210V208H99V203L97 204V201L98 202H100V204L101 203H103V202H106L105 201V199H108L109 200V197H110V200H111V198H113L112 199V201L113 202H116V204H118V201L119 200H122V201H124V202H130L131 203V205H133V207H134V209H137V210H139V211H144L145 209V207L144 206H142V205H139V204H136V202L132 199V197L130 198V196L132 195V194H130V193H115V192H111V190H104V189H102L101 187H99L98 189H97ZM96 191V192H97ZM121 191V190H120ZM124 191V190H123ZM126 191V190H125ZM131 191V190H130ZM135 191H137V190H135ZM192 191H194V190H192ZM234 191V190H233ZM5 192V191H4ZM4 192H3V194H4ZM38 192V191H37ZM47 192V191H46ZM55 191L53 190V195H55V193H54ZM67 192V191H66ZM127 192V191H126ZM133 192V191H132ZM131 192V193H132ZM143 192V191H142ZM52 193V192H51ZM50 193V194H51ZM71 193V192H70ZM1 192H0V197H1ZM33 194V193H32ZM46 194V193H45ZM49 194V195H50ZM60 194H62V193H60V191H59V195ZM134 194V193H133ZM140 194V193H139ZM65 195H67V194H65ZM71 195V194H70ZM77 195V194H76ZM137 195V194H136ZM4 196V195H3ZM9 196V195H8ZM13 196V195H12ZM48 196V195H47ZM52 196V195H51ZM50 196V197H51ZM61 196H63V195H61ZM78 196H79V193H78ZM95 197H97L96 195H94ZM40 197V196H39ZM49 197V196H48ZM49 197V198H50ZM55 197V196H54ZM54 197H51L52 199L54 198ZM56 197H58V195L56 196ZM66 197V196H65ZM100 197V196H99ZM200 197V195H197V197H196V201H198V198ZM14 198V197H13ZM48 198V199H49ZM50 198V199H51ZM62 198V197H61ZM60 198V199H61ZM47 199V200H48ZM51 199V200H52ZM60 199H58L57 198V201L59 200V203L61 202L60 201ZM93 199V198H92ZM9 200H10V197H9ZM55 200V199H54ZM90 200H91V198H90ZM258 200V203H259V199H257ZM49 201V200H48ZM215 201V200H214ZM51 202V201H50ZM55 202V201H54ZM88 202H90L89 201V198L86 196V198H84V199H80V200H78V203L79 204H84L85 206H87V209H88ZM8 203H9V201L8 200H6V198H3L2 200H1V202H0V240H2V239H9L10 237L9 236H11L10 234H12V231H10V230H15V228L14 227H16V226H14L15 224H17V221H12V223L10 224L9 222H7V221H5V217L8 215V212H9V210H8ZM19 203V202H18ZM3 204H6V206H3ZM77 204V203H76ZM78 204V205H79ZM104 204V203H103ZM261 204V203H260ZM90 206H91V204H89ZM105 205V204H104ZM103 205V206H104ZM112 205H114V204H112ZM83 206V205H82ZM85 206H84V209H86L85 208ZM90 206H89V208H90ZM102 206V205H101ZM231 206V205H230ZM4 207V208H3ZM79 207H81V205L80 206H78L77 207V209L79 208ZM92 207V206H91ZM108 207V206H107ZM112 208H113V206H111ZM210 207V206H209ZM18 208V207H17ZM104 208H105V206H104ZM110 208V207H109ZM118 208V207H117ZM131 208V207H130ZM208 208V207H207ZM121 209V208H120ZM210 209V208H209ZM16 210V209H15ZM62 211H64V210H66V208L63 210V209H61ZM73 210H75V209H73ZM106 211L108 210V208H106L105 209ZM111 210V209H110ZM109 210V211H110ZM113 210V209H112ZM111 210V211H112ZM20 211H22V210H20ZM19 211V212H20ZM68 211V210H67ZM66 211V212H67ZM81 210H79V212H80ZM90 211H88V212H90ZM108 211V212H109ZM110 211V212H111ZM114 211V210H113ZM245 211V210H244ZM24 212V211H23ZM69 212V211H68ZM78 212V211H77ZM76 212V213H77ZM101 213H102V211H100ZM104 212V211H103ZM116 212V211H115ZM119 212V211H118ZM146 212H148V211H146ZM145 212V213H146ZM70 213V212H69ZM75 213V212H74ZM81 213H83L82 211H81ZM80 213V214H81ZM85 213V212H84ZM58 214V213H57ZM68 214V213H67ZM79 214V213H78ZM86 214H88V213H86ZM10 215V214H9ZM13 215V213L10 215V216H12ZM54 215V214H53ZM91 215V214H90ZM101 215V214H100ZM105 215H106V213H105ZM111 215V214H110ZM114 215V214H113ZM112 215V217H106V216H104L103 218H101L102 219V222L104 223V220L108 223V224H111V226L112 225H115L116 224V221L114 220V218L116 217L117 218V220H121V219H119L118 218V216H113ZM126 215V214H125ZM81 216H83V214L81 215ZM127 216V215H126ZM137 216V215H136ZM138 216L139 217H142L143 215L142 214H138ZM145 216V215H144ZM43 217H46L47 218V216L45 215V216H43ZM72 217V216H71ZM97 217V216H96ZM80 218V217H79ZM94 218V217H93ZM11 219V218H10ZM75 219V218H74ZM86 219H87V217H86ZM11 220H13V219H11ZM50 220V219H49ZM65 220V219H64ZM81 220V219H80ZM89 220H90V218H89ZM95 220V219H94ZM146 220V219H145ZM61 221V220H60ZM79 221V220H78ZM82 221H83V218H82ZM95 221H97V220H95ZM94 221V222H95ZM79 222H81V221H79ZM87 222V220H85V223ZM90 222V221H89ZM99 222H100V219H99ZM143 222V221H142ZM8 223L10 224L9 225V227H7V225H8ZM24 223V222H23ZM53 222H51V224H52ZM75 223H76V221H75ZM61 224L62 223H60V226H61ZM69 224H70V222H69ZM88 223H86V225H87ZM98 224V223H97ZM144 224V223H143ZM19 224H17V226H18ZM22 225V224H21ZM21 225H19L18 227H20V229H18L19 231L22 229L21 227L23 226H21ZM47 225V224H46ZM53 225H55V223L53 224ZM58 225V224H57ZM63 225V224H62ZM80 225H82V224H80ZM121 224H118L117 226H120ZM59 226V227H60ZM76 226H78V225H76ZM28 227V226H27ZM42 227H44L43 225H42ZM75 227V226H74ZM17 228V227H16ZM48 227H45V230L47 229ZM72 228V227H71ZM4 229H6V230H4ZM53 228H51V230H52ZM64 229V228H63ZM78 229V228H77ZM72 230V229H71ZM76 230V229H75ZM50 231V230H49ZM48 231V232H49ZM17 232V231H16ZM26 231H24V233H25ZM52 232L55 234V236L56 235H59V234H62L63 233V235H64V232H62V233H57L58 231H57V229L56 228H54V230H52ZM60 232V231H59ZM18 233V232H17ZM16 233V234H17ZM29 233V232H28ZM71 233V232H70ZM19 234V233H18ZM17 234V235H18ZM53 234V235H54ZM66 234V233H65ZM76 234V233H75ZM90 234V233H89ZM47 235V234H46ZM52 235V234H51ZM139 235H141V233H139V231H138V233H137V235L136 236H138L137 237V239L139 238ZM50 236V235H49ZM67 236H68V234H67ZM66 236V237H67ZM71 236V235H70ZM70 236H69V238H70ZM79 236V235H78ZM60 237H61V235H60ZM59 236H58V238H60ZM65 237V238H66ZM73 237V236H72ZM14 238V237H13ZM48 238V237H47ZM63 237H61V239H62ZM74 239V238H73ZM78 239V238H77ZM51 240H52V238H51ZM63 240V239H62ZM61 240V242L60 243H62L63 242V244H64V241H62ZM68 240V239H67ZM69 241V240H68ZM72 241H75V240H72ZM6 242V241H5ZM3 243V242H2ZM26 243V242H25ZM25 243H24V245H25ZM76 243H77V241H76ZM54 244H56V243H54ZM71 244H72V242H71ZM79 244V243H78ZM78 244H75V245H72V246H70V247H73V249H71V251H72V253H79V245ZM20 245V244H19ZM23 245V244H22ZM22 245H20V246H22ZM59 245V244H58ZM68 245V244H67ZM1 246V245H0ZM57 246V245H56ZM79 246V247H78ZM62 247H64V246H62ZM58 249H60V248H58ZM66 249H67V247H66ZM60 250H62V249H60ZM68 250V249H67ZM91 252H93V251H91ZM83 253V252H82ZM85 253V252H84ZM66 254V253H65ZM64 254V255H65ZM68 254V253H67ZM77 254H76V256H77ZM79 254H81V253H79ZM78 254V255H79ZM87 254V253H86ZM60 255H61V253H60ZM59 255V256H60ZM54 256H56V255H54ZM68 256H69V254H68ZM67 256V257H68ZM70 256H74V255H70ZM82 257H84V256H82ZM50 258L52 259V260H54L55 258H53V256H50ZM70 258H72V257H70ZM74 258V257H73ZM79 258V257H78ZM81 258V257H80ZM57 259V258H56ZM68 259L69 258H67V261H68ZM58 261V260H57ZM102 262V261H101ZM223 264H228V263H226V262H222ZM177 264H180V263H177ZM182 264V263H181Z\"/></svg>",
    "mask_w": 264,
    "mask_h": 264
},
{
    "label": "trees",
    "instance_id": "obj_3",
    "mask_svg": "<svg viewBox=\"0 0 264 264\" xmlns=\"http://www.w3.org/2000/svg\"><path fill=\"white\" fill-rule=\"evenodd\" d=\"M168 239H169V242L180 241L179 238H174V237L170 238L169 236H168ZM214 245H218V243H215ZM188 247L190 250L189 253H191V255L194 253H198L206 248L204 244H202L199 241H195V240H192L190 243H188Z\"/></svg>",
    "mask_w": 264,
    "mask_h": 264
}]
</instances>
